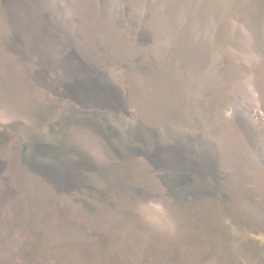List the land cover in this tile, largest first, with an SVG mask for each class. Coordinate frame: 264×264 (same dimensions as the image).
Wrapping results in <instances>:
<instances>
[{"label":"rangeland","instance_id":"rangeland-1","mask_svg":"<svg viewBox=\"0 0 264 264\" xmlns=\"http://www.w3.org/2000/svg\"><path fill=\"white\" fill-rule=\"evenodd\" d=\"M1 125L0 264H264V0H0Z\"/></svg>","mask_w":264,"mask_h":264},{"label":"flooded vegetation","instance_id":"flooded-vegetation-1","mask_svg":"<svg viewBox=\"0 0 264 264\" xmlns=\"http://www.w3.org/2000/svg\"><path fill=\"white\" fill-rule=\"evenodd\" d=\"M1 127H2V125L0 126V152L3 151L4 149L8 148L11 145H12L11 147H15V148H18V144L23 145L22 141L19 140V138H17V133L13 130L14 128H12V126H11V128H9L11 131H5V129L3 130ZM10 135H11V137L9 138ZM68 150H69V148L67 149V151ZM73 159H77V155L75 157H73ZM159 172H160V174H163V171L162 172L159 171ZM165 173L171 175L170 171L166 170ZM157 174H158V172H157ZM29 188L31 189V184H30ZM87 188H89L91 192H94V193L90 194L91 197H93V198L94 197H103V198H105L106 203L107 202H110V203L112 202L111 191L106 192L103 189H99L98 190L97 186H94V187L87 186ZM169 192H171L174 197H176L177 193H178V191H176V190H169ZM30 195L33 196L31 191H30ZM108 197L110 198L109 200H108ZM200 197H198V198H200ZM198 198H195V199H191V198H188V197L181 198L179 203L184 207V208L182 207L181 208L182 211H180V213L182 214L181 215L182 219H183L184 215H188V214H190L191 217H192V221H190V222H193V219L195 218L194 216H196L197 219H201L200 216H197V215H193L192 216L193 209H195V207L198 208L196 205L200 204V202H199L200 200H197ZM213 199L219 201V202H217V201L212 200L215 207H216L215 202L221 203V196L220 195H218L217 197L213 196ZM207 201H209V199L204 200L205 207H201V208H206ZM223 202H225V201L223 200ZM225 206H227V205H225ZM227 207L231 208L230 206H227ZM90 212H91V214H93V217H91L92 220L93 221H97V215L100 213V211H99V208H98V206L96 204H95V206L94 205L90 206ZM217 213H218V215H220L221 211L219 210V212H217ZM224 214H226V213H224ZM229 214H231V213H229ZM221 215H223V214H221ZM236 215H237V213H236ZM127 217L131 218L129 216H126L125 218H127ZM133 219L136 220L135 217H133ZM215 220L218 222L217 224H215V226H210V224H209L210 222L208 224L204 225V226L209 229V232L212 234V236H216V235L219 236V232L218 231L220 229H221V235H225V231L227 232V229L221 225V221H218V218H216ZM220 220H221V217H220ZM234 220H235V218H234ZM235 222L237 223L235 225L236 227L233 228V229H230V232L232 234L234 233L233 234L234 235L233 239H235V244L237 246H240L239 249H240V252H241V260L242 261L240 260L239 264H257V262L252 261V260H250V261L249 260H244L245 258L249 257L247 255H253L254 256V254L257 252V250H256L257 247H256V244L253 245L254 243L253 244L251 243L252 239H248V240H250L249 243H246L247 241H245V240H247V239H244L245 235H243V234H245V233H243L242 231L246 230L248 226L243 225L242 220L241 221L239 219L237 220V218H236ZM211 225H214V223H212ZM195 226H191L190 223L188 222L187 226H185L183 228V231H182V229L180 231V233L183 234L184 237L181 236L180 238L175 237V238L172 239V236L170 235V237L167 239V237L161 238V235H159L158 236L159 239L154 240L155 243L153 242L152 244H154V246H159L160 251H161V255H159L158 257H153V258L149 257L150 259H152L151 264H192L193 260L195 258H197V256L198 257L201 256V255H198V254L191 253V252L194 251L195 246L197 245L196 244L194 246V245H192V244H194V242H190L191 241V237L190 236L196 231L195 228H194ZM111 227H112V223L109 225L108 228H111ZM172 230H174V234L173 235L175 236L176 235V233H175L176 229L173 228ZM172 230H171V232H172ZM248 230H250V229H248ZM146 231L147 230L145 228L144 232L142 231L141 233L146 236ZM214 233H216V235ZM208 241L209 240H207V241L206 240H202L201 241L202 244L200 242V244L197 245V248L199 247V249L201 250L200 247L208 244ZM254 246L256 247L255 248L256 252H255V250L253 248ZM182 247H184V248L182 249ZM195 250H197V249H195ZM197 251H199V250H197ZM92 256H94V257H92ZM96 257H98V256L91 254L90 255L91 261L92 262L96 261V259H94ZM207 258L206 259L204 258L202 261H200L198 259L199 261H197L196 264L206 263V261L208 260ZM231 259H232V257L229 256V259H228L227 262H229V263L236 262V261H233Z\"/></svg>","mask_w":264,"mask_h":264},{"label":"trees","instance_id":"trees-1","mask_svg":"<svg viewBox=\"0 0 264 264\" xmlns=\"http://www.w3.org/2000/svg\"><path fill=\"white\" fill-rule=\"evenodd\" d=\"M6 127H7V126H4V125H3L1 128L4 130V129H7Z\"/></svg>","mask_w":264,"mask_h":264}]
</instances>
